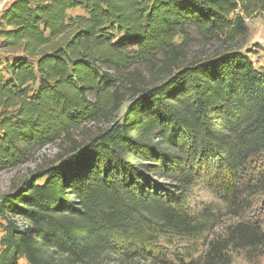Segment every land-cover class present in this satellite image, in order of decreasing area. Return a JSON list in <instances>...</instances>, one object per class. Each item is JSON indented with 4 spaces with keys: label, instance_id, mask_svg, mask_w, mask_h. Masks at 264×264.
I'll return each mask as SVG.
<instances>
[{
    "label": "trees",
    "instance_id": "16d2710c",
    "mask_svg": "<svg viewBox=\"0 0 264 264\" xmlns=\"http://www.w3.org/2000/svg\"><path fill=\"white\" fill-rule=\"evenodd\" d=\"M254 17L264 0L12 1L0 171L59 151L3 197L0 264H171L156 242L207 228L184 208L195 182L235 216L264 194V70L234 48ZM125 101L120 122L92 130ZM263 246L262 223L240 220L177 262L231 264Z\"/></svg>",
    "mask_w": 264,
    "mask_h": 264
},
{
    "label": "rangeland",
    "instance_id": "374dc122",
    "mask_svg": "<svg viewBox=\"0 0 264 264\" xmlns=\"http://www.w3.org/2000/svg\"><path fill=\"white\" fill-rule=\"evenodd\" d=\"M14 0H0V16L5 8ZM69 15L84 14V10L76 8L69 10ZM248 34L244 39H239L234 44L235 49L246 53L255 67L264 70V19L254 17L247 19ZM1 43V39H0ZM218 44L210 45L205 48L193 47L190 49L189 58H208L218 51ZM15 55L8 53L0 44V69L8 76L5 71L6 61H11ZM164 76L153 78V84L161 83ZM155 79V80H154ZM37 85L33 86L35 90ZM130 103L125 101L119 111L112 115L109 122L94 125L92 130L98 128L105 129L109 125L120 122ZM59 151L57 144H49L35 151L33 156L24 164L15 168L0 171V203L3 197L15 191L23 181L33 178V174L40 164H45ZM42 182L38 179L37 183ZM250 207L238 216L231 214L226 205L220 201L213 193L205 187V184L197 181L185 199L184 208L188 213L205 220L207 228L201 234L192 236H170L168 239H159L156 242L158 253L165 255L171 264H178L177 258L189 255L197 257L204 253L209 240L225 234L227 228L240 220L254 221L262 223L264 229V194L250 198ZM18 225L22 224L19 217L15 218ZM6 220L0 216V237L3 235L2 226ZM18 264H28L24 258L19 259ZM144 264V263H141ZM231 264H264V246L259 253L248 256L243 250H236L232 256Z\"/></svg>",
    "mask_w": 264,
    "mask_h": 264
}]
</instances>
